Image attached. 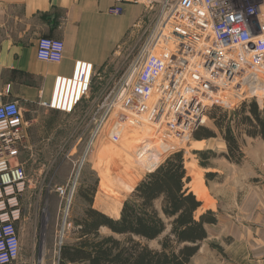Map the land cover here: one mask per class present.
Instances as JSON below:
<instances>
[{
  "label": "rangeland",
  "instance_id": "rangeland-1",
  "mask_svg": "<svg viewBox=\"0 0 264 264\" xmlns=\"http://www.w3.org/2000/svg\"><path fill=\"white\" fill-rule=\"evenodd\" d=\"M143 5L147 7L149 21L145 23L147 26L139 23L132 30L135 42L133 57L126 61L123 72L106 84L98 100L93 103L84 99L72 114L53 113L41 108L37 115L25 117L29 132L20 163L27 174V189L22 199L23 217L18 224L21 238L18 264H59L61 248L81 241L77 221L84 217L90 206L110 218L119 219L124 204L135 200L133 193L137 186L174 153L183 154L187 177L191 180L188 185L190 190L193 178L189 176L187 167L191 165L196 194L204 202L197 216L210 209L219 210L222 204H226L223 215L226 219L229 215L235 220L241 198L225 196L220 192L221 185L233 175L240 176L249 184L264 176L261 138L254 139L237 132L244 155L242 163H231L224 157L226 143L212 117L228 113L229 119H233L242 105L231 112L222 108L211 111L206 122L197 130H211L217 137L202 141L193 137L197 130L189 134L179 132L177 127H173L172 119H166L160 125V119H156V114L150 117L149 110L128 114L119 108L91 145L100 119L112 99L113 89L134 55L146 43L162 7L160 2ZM244 94L248 96L247 105L256 102L264 116V76H259L255 85L244 86ZM158 99L156 96L151 104ZM236 123L234 121L232 126L235 127ZM146 148L148 152L143 155L142 150L146 151ZM139 156L148 157L149 163L143 164ZM74 185L72 196L61 197L57 193L60 187L70 193ZM90 198H93V205L88 201ZM156 209L161 211L160 202L156 203ZM214 214L218 215L217 212ZM225 227L226 220L224 227L220 224L215 228L217 232L213 240L207 241L212 252L219 254L221 245L234 241L232 231L223 233ZM101 235L107 237L111 232L104 228ZM149 245L152 249H159L158 241Z\"/></svg>",
  "mask_w": 264,
  "mask_h": 264
},
{
  "label": "built area",
  "instance_id": "built-area-1",
  "mask_svg": "<svg viewBox=\"0 0 264 264\" xmlns=\"http://www.w3.org/2000/svg\"><path fill=\"white\" fill-rule=\"evenodd\" d=\"M114 1L112 15L123 14L124 3L160 2L162 7L146 43L113 89L91 145L119 108L128 114L149 110L160 125L172 119L173 127L189 134L214 109L239 108L248 97L244 86L255 85L264 76V0ZM64 55L62 40H38L39 60L60 64ZM94 74L92 63L76 61L73 75L58 76L50 100L41 107L74 113L89 95ZM156 96L158 102L151 104ZM26 129L19 103L0 99V264H18L21 256L18 224L27 174L20 157L28 139ZM75 185L70 193L63 187L57 193L72 196Z\"/></svg>",
  "mask_w": 264,
  "mask_h": 264
},
{
  "label": "crops",
  "instance_id": "crops-1",
  "mask_svg": "<svg viewBox=\"0 0 264 264\" xmlns=\"http://www.w3.org/2000/svg\"><path fill=\"white\" fill-rule=\"evenodd\" d=\"M115 5L114 0H0V99L18 102L24 117L37 115L41 108L59 113L41 103L50 100L58 76H72L75 62L86 61L94 65L95 74L85 100H98L106 84L133 57V28L149 21L147 7L141 3H124V13L112 15ZM43 37L65 43L60 64L38 59L37 44ZM26 128L28 135L27 121ZM259 143L264 146V140ZM260 177L254 184L236 175L225 179L220 192L241 198L237 218L228 215L226 219V204L220 211L208 210L217 212V224L205 225L208 237L189 264H264V176ZM225 220L223 233L232 231L234 241L221 245L218 254L206 243L213 240L215 228L224 227Z\"/></svg>",
  "mask_w": 264,
  "mask_h": 264
},
{
  "label": "trees",
  "instance_id": "trees-1",
  "mask_svg": "<svg viewBox=\"0 0 264 264\" xmlns=\"http://www.w3.org/2000/svg\"><path fill=\"white\" fill-rule=\"evenodd\" d=\"M233 116L229 119L228 113H224L214 114L212 118L226 143L224 157L231 163L241 164L244 155L236 133L264 140V116L256 102L243 103ZM234 121H237L235 127L232 126ZM193 137L202 141L217 136L211 130L199 129ZM148 148L142 150L143 155ZM139 157L147 164L148 157ZM187 168L193 178L192 192L183 154L178 152L137 186L133 193L135 200L124 204L119 219L90 206L77 221L81 241L61 248L59 264H189L208 237L205 225L217 224V218L210 211L197 218L202 203L195 191L191 165ZM88 201L93 205V198ZM159 201L161 211L156 209ZM104 228L111 235L103 237ZM153 241H158L159 249L150 247Z\"/></svg>",
  "mask_w": 264,
  "mask_h": 264
}]
</instances>
